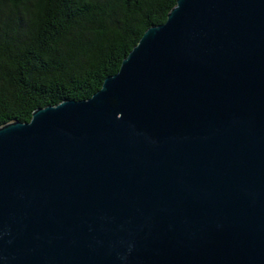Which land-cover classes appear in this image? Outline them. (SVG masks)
<instances>
[{
  "label": "water",
  "instance_id": "1",
  "mask_svg": "<svg viewBox=\"0 0 264 264\" xmlns=\"http://www.w3.org/2000/svg\"><path fill=\"white\" fill-rule=\"evenodd\" d=\"M0 264H264V0H175L88 99L0 126Z\"/></svg>",
  "mask_w": 264,
  "mask_h": 264
},
{
  "label": "trees",
  "instance_id": "2",
  "mask_svg": "<svg viewBox=\"0 0 264 264\" xmlns=\"http://www.w3.org/2000/svg\"><path fill=\"white\" fill-rule=\"evenodd\" d=\"M175 0H0V126L86 100Z\"/></svg>",
  "mask_w": 264,
  "mask_h": 264
}]
</instances>
